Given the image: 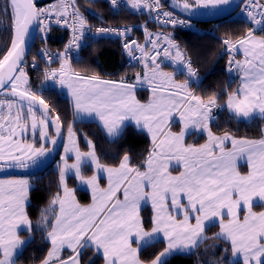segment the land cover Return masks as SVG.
I'll use <instances>...</instances> for the list:
<instances>
[{"label":"snow or ice","instance_id":"1","mask_svg":"<svg viewBox=\"0 0 264 264\" xmlns=\"http://www.w3.org/2000/svg\"><path fill=\"white\" fill-rule=\"evenodd\" d=\"M108 2L114 12L145 17L144 23L93 28L84 13L98 14L81 9L96 0L47 6L0 0V171L39 170L63 147L55 191L47 190L35 224L31 180L0 179V264H18L35 232L46 251L32 257V264H169L177 255H197L202 245L197 264H264V132L251 139L221 130L214 114L226 111V124L264 121V34L257 35L264 33V0H241L251 26L220 41L229 57L226 71L238 75V87L205 95L198 94V72L174 35L149 25L191 30L196 17L234 11L240 6L235 0ZM134 29L142 31L143 42L132 38ZM54 31L69 34L62 51L46 46ZM37 32L45 47L29 62ZM87 34L119 39L129 67L140 71L113 80L77 70L73 61L83 63ZM32 72L39 88L33 87ZM56 85L71 97L73 123L97 121L112 143L129 128L146 133V155L136 160L129 149L114 163H102L87 135L83 150L73 123L44 97ZM141 90L149 93L144 102ZM189 137L204 142L188 143ZM70 178L77 187H69ZM78 187L90 193V203L77 199ZM212 228L218 231L209 236Z\"/></svg>","mask_w":264,"mask_h":264},{"label":"trees","instance_id":"2","mask_svg":"<svg viewBox=\"0 0 264 264\" xmlns=\"http://www.w3.org/2000/svg\"><path fill=\"white\" fill-rule=\"evenodd\" d=\"M40 5L47 3L46 1L38 2ZM83 3V0H82ZM85 8H90L93 13L98 14L97 16L89 15L85 11V15L88 16L89 22H106L114 24H129V25H141L145 21V17L138 16L130 11L114 12L108 2L104 0H96L93 5L84 3L82 11ZM206 31H200L196 29H181L176 28L174 32L169 27L165 30L170 31L177 43L180 44L181 48L186 52V55L191 58L194 68L197 70L198 75L201 76V82L197 88L198 94L205 95L211 94L212 92L219 93L221 89H226L230 85L231 90H235L239 84V78L232 76L231 73L226 71L228 67V60L225 55H222L224 47L221 44L220 37L228 34L241 35L251 26L247 20L238 19L234 17H228L218 22H202L199 23ZM151 30L158 28L157 26L150 24ZM135 33L139 34L143 39L142 31L134 29ZM258 35L264 34L257 32ZM69 39V34L62 31H54L49 40L48 44L53 48H63ZM87 45L83 47L80 52V56L83 58L82 64H77L73 61V67L77 70L84 68L90 69L99 73L103 78L107 79H118L127 75L131 77L136 71H140V67H129L126 64L127 57L122 54V42L117 38H87L84 43ZM43 44L40 40H37L28 60L32 59V55L41 48ZM30 58V59H29ZM56 65H53L55 67ZM43 67V65H41ZM33 79V87L39 88L40 81L37 79L34 72L30 73ZM203 76V77H202ZM51 83V82H49ZM193 87H196L194 84ZM44 97L50 101L52 105L60 112L61 116L65 119L66 123H73L72 116V103L71 97L66 95L56 86L48 87L44 91ZM138 97L141 100H146L148 97L147 91L141 90L138 92ZM226 99V98H225ZM223 99L221 103H223ZM218 117V123L221 126V130L224 128H231L233 132L238 136H247L251 139H260L262 132H264V121L260 119L253 120L251 122H236L232 121L230 124H226L227 112H216ZM74 128L77 131L79 137L80 146L83 150L85 148V142L83 137L87 135L97 146V154L101 158L102 163L112 164L116 159L119 158L126 150H131L130 154H135V159L139 160L142 158V154L146 155L145 149L150 147V137L145 134H140L133 131L131 128L125 133V137L115 143L110 142L106 138L105 133L98 126L97 121L83 122L76 121L73 123ZM238 129V131H236ZM216 128L214 127V131ZM219 134V133H218ZM64 137H67V129H64ZM203 139L198 141L193 137L187 138V142H201ZM59 151L55 154L54 158L50 163L41 167L39 170L23 171L18 175L27 176L32 178L33 185L36 191L31 193V207L29 213L35 224L36 219L39 217V210L45 207L48 200V189L51 188L55 191L56 183L58 180V174L56 172L55 164L60 160ZM69 187H77V182L73 179H69ZM77 199L81 203H90V193L82 187L77 188ZM259 210V209H257ZM151 211L149 205L145 206L143 214H147ZM215 231L217 228H212L208 235ZM35 242L32 243L25 251L23 257L18 264H32V257L42 256L45 251L44 242L41 240V234L39 232L34 233ZM213 241L209 240L207 244H212ZM219 243V242H215ZM156 247H161L157 245ZM206 245H202L198 250L197 255L184 256L177 255L169 260V264H197L199 252H202ZM152 249H149L151 251ZM38 264V262H37Z\"/></svg>","mask_w":264,"mask_h":264},{"label":"built area","instance_id":"3","mask_svg":"<svg viewBox=\"0 0 264 264\" xmlns=\"http://www.w3.org/2000/svg\"><path fill=\"white\" fill-rule=\"evenodd\" d=\"M104 1H107L108 2V0H104ZM108 4H109V2H108ZM242 8H243V4L241 5V7L236 11V13L234 14V17H236V18H238V19H245V20H247V17H246V14H244V13H242ZM191 23H193V24H195V28L194 29H197V30H200V31H206V29L204 28V27H202L201 25H199V24H197V23H195V22H192L191 21ZM89 24L90 25H92L93 26V28H95V27H124V26H131V25H128V24H113V23H104V22H89ZM38 36H39V33H38ZM98 38V37H94L92 34H87L86 35V37H85V40L83 41V43L86 41V39L87 38ZM132 38H134V39H138V40H140V42H143L141 39H139V37H138V35H136L135 33H134V31H133V34H132ZM222 38H224V37H221L220 39H222ZM39 39V38H38ZM47 48L50 50V51H52V52H56V51H62L63 50V48H53V47H51L49 44H48V42H47ZM42 47H45V45L43 44L42 46H41V48ZM222 55H225L226 57H227V60L229 59V57H228V55L225 53V50L223 49V52H222ZM73 56H75V53H73ZM31 60H29V62H30ZM126 64H127V66H129L128 65V62H127V59H126Z\"/></svg>","mask_w":264,"mask_h":264},{"label":"water","instance_id":"4","mask_svg":"<svg viewBox=\"0 0 264 264\" xmlns=\"http://www.w3.org/2000/svg\"><path fill=\"white\" fill-rule=\"evenodd\" d=\"M235 3H237V4H239V5H241V0H235ZM240 7V6H239ZM239 7H236L235 8V10L234 11H232L231 13H220V14H218V15H216V16H214V17H211V16H200V17H196L195 19H193V21H196V22H218V21H220V20H223V19H225V18H228V17H230ZM36 35L38 36V32L36 33ZM37 40V39H36ZM36 40H35V42L32 44V48H31V51H32V49H33V47H34V45H35V43H36ZM30 43H32L31 41H30ZM30 55V54H29ZM28 55V56H29ZM28 56H27V58H28ZM62 149V145H60L58 148H57V153L60 151ZM56 153V154H57ZM53 159V158H52ZM52 159H50L45 165H47L48 163H50L51 161H52ZM45 165H43V166H45ZM42 166V167H43ZM20 172H23V171H21V170H19V169H6V173L7 174H10V175H12V174H19Z\"/></svg>","mask_w":264,"mask_h":264},{"label":"crops","instance_id":"5","mask_svg":"<svg viewBox=\"0 0 264 264\" xmlns=\"http://www.w3.org/2000/svg\"><path fill=\"white\" fill-rule=\"evenodd\" d=\"M161 30H163V29H160V28H157V30L156 29H154L153 31H161ZM163 31H165V32H170V31H167V30H163ZM177 42V41H176ZM182 49V48H181ZM183 50V49H182ZM237 59H243V56L242 55H237ZM167 71H172L173 69L172 68H167L166 69ZM232 74V76H234V77H238V75L235 73V72H232L231 73ZM234 74V75H233ZM199 77H200V81L202 80L201 79V76L199 75ZM239 78V77H238ZM104 79H107V78H104ZM177 79H180V80H183L184 79V76H182V75H178L177 76ZM113 80H118V79H113ZM239 85V84H238ZM62 92L64 91L65 92V94L66 95H69V93H68V91H67V89H60ZM148 93V92H147ZM148 95H149V93H148ZM70 96V95H69ZM139 98V97H138ZM144 101H146V100H142V102H144ZM215 115H216V112L214 113ZM85 120H87V121H93V120H91V119H85ZM175 130V129H174ZM189 143H192V142H189ZM62 150H63V148H62ZM62 155H63V152H62ZM240 163H241V165L244 163V161H240ZM173 164H175V162L173 163ZM28 170H30V169H28ZM2 171H0V179H19V178H29V177H27V176H18V175H10V176H4V175H2L3 173H1ZM173 174H176L175 172L173 173ZM30 179V178H29ZM31 180V179H30ZM32 182V181H31ZM33 184V183H32ZM83 188V187H82ZM147 206V205H146ZM150 206V205H149Z\"/></svg>","mask_w":264,"mask_h":264},{"label":"rangeland","instance_id":"6","mask_svg":"<svg viewBox=\"0 0 264 264\" xmlns=\"http://www.w3.org/2000/svg\"><path fill=\"white\" fill-rule=\"evenodd\" d=\"M40 1H46V2H48L49 4L50 3H53V2H55V0H38V2H40ZM234 75V74H233ZM56 87L58 88V89H60L59 88V86L58 85H56ZM64 92V91H63ZM65 93V92H64ZM204 141L202 140L201 142H199V143H203ZM61 152H63V150H61ZM62 155V154H61ZM59 162V161H58ZM58 162L55 164V166H57V164H58ZM174 163V162H173ZM245 163V162H244ZM244 163L242 164V165H244ZM32 169H30L29 171H31ZM242 171L244 170V168L242 167V169H241ZM30 178V177H29ZM31 179V181H32V178H30ZM32 183H33V181H32Z\"/></svg>","mask_w":264,"mask_h":264},{"label":"bare ground","instance_id":"7","mask_svg":"<svg viewBox=\"0 0 264 264\" xmlns=\"http://www.w3.org/2000/svg\"><path fill=\"white\" fill-rule=\"evenodd\" d=\"M49 2V1H48ZM107 2V1H106ZM156 30H157V28H156ZM164 30V29H163ZM81 52V51H80ZM28 59V58H27ZM30 59V58H29ZM194 67V66H193ZM203 77V76H202Z\"/></svg>","mask_w":264,"mask_h":264}]
</instances>
